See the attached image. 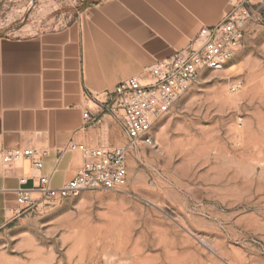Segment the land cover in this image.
<instances>
[{
	"label": "rangeland",
	"instance_id": "374dc122",
	"mask_svg": "<svg viewBox=\"0 0 264 264\" xmlns=\"http://www.w3.org/2000/svg\"><path fill=\"white\" fill-rule=\"evenodd\" d=\"M101 1L0 0V37L59 28ZM252 4L240 48L156 121L127 185L16 218L0 264H264V0Z\"/></svg>",
	"mask_w": 264,
	"mask_h": 264
},
{
	"label": "crops",
	"instance_id": "0c3cea01",
	"mask_svg": "<svg viewBox=\"0 0 264 264\" xmlns=\"http://www.w3.org/2000/svg\"><path fill=\"white\" fill-rule=\"evenodd\" d=\"M240 1L102 0L59 28L0 37V148L33 149L42 162L36 171L28 159L3 167L0 158V230L16 219L18 190L32 191L39 177L53 188L74 177L83 157L67 150L69 143L104 149L125 143L92 97L187 48ZM85 112L99 124L83 120Z\"/></svg>",
	"mask_w": 264,
	"mask_h": 264
},
{
	"label": "built area",
	"instance_id": "2783aa9c",
	"mask_svg": "<svg viewBox=\"0 0 264 264\" xmlns=\"http://www.w3.org/2000/svg\"><path fill=\"white\" fill-rule=\"evenodd\" d=\"M255 6L249 0H241L220 23L200 29L187 48L157 61L141 76L119 83L112 91L92 97L100 111L120 126L125 143L111 149L69 143L67 150L76 151L83 157L74 177L57 188L50 186L48 177H39L32 191L18 190L14 216L19 218L75 198L85 190L119 191L124 188L128 181L127 159L140 147L154 145L152 130L156 121L197 84L205 71H220L233 58L242 45L245 27L258 20L261 6ZM237 87L231 86L230 92H236ZM82 118L92 125L99 124V120L91 119L88 112L83 113ZM0 158L3 167L28 159L36 171L42 169L41 158L33 149L5 151L0 148ZM30 192L36 193L37 197H32Z\"/></svg>",
	"mask_w": 264,
	"mask_h": 264
}]
</instances>
